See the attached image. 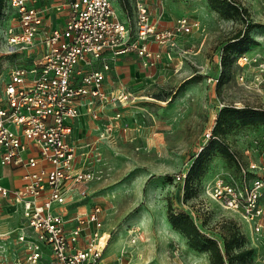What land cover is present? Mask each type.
Wrapping results in <instances>:
<instances>
[{
    "label": "rangeland",
    "instance_id": "1",
    "mask_svg": "<svg viewBox=\"0 0 264 264\" xmlns=\"http://www.w3.org/2000/svg\"><path fill=\"white\" fill-rule=\"evenodd\" d=\"M234 1L247 10L246 22L239 16L220 15L208 0H151V10L161 25L186 16L199 27L180 37L172 58H165L156 69L143 68L133 58L111 65L108 88L113 96L127 98L107 105L110 118L97 121L109 123L121 113V124L106 140H98L94 128L99 124L86 116L90 123L79 136V160L94 179L81 187L89 194L81 205L87 210L94 205L101 208L103 229L110 236L106 264H210L209 255L193 250L168 222V204L189 212L203 232L220 241L222 221L235 220L244 234V247L253 251L245 264H264V245L251 236L237 214L223 209L207 193L216 177L235 172L229 159L214 152L207 172L187 194L184 181L177 179L208 143L206 133L214 128L223 106L264 110V81L255 79L258 68L240 67L235 55L225 69L221 66L223 46L248 23L259 27L250 31L256 43L246 53L264 60V1ZM114 2L123 20L133 23L134 12L126 13ZM2 15L0 71L15 64L33 66L39 45L31 54L6 53L3 29L11 23V12L4 7ZM94 64L101 68L99 61ZM221 139L244 163L264 160V124L236 125L225 130ZM7 172L0 164V176ZM4 182L10 184V179L6 176ZM20 227L17 208L0 202V262L21 256L22 245L16 238Z\"/></svg>",
    "mask_w": 264,
    "mask_h": 264
},
{
    "label": "built area",
    "instance_id": "2",
    "mask_svg": "<svg viewBox=\"0 0 264 264\" xmlns=\"http://www.w3.org/2000/svg\"><path fill=\"white\" fill-rule=\"evenodd\" d=\"M132 1L133 23L123 20L114 0H6L11 12L3 29L6 53L31 54L37 45L40 51L33 66L0 71V164L22 170L21 186L0 184V199L20 206L23 216L16 237L21 256L0 264H106L110 236L100 206L68 215L69 207L80 206L89 195L81 187L94 179L90 169L78 167L72 123L82 106L99 120L107 105L127 98L104 88L118 57L134 54L142 67L155 69L172 58L180 37L199 27L186 16L162 26L151 0ZM50 13L61 17L58 25L46 23ZM236 63L254 65L255 79L264 81L260 56L243 53ZM239 79L244 82L243 75ZM121 118L120 112L113 115L98 140H106ZM211 137L212 130L206 133L207 140ZM236 160L235 172L216 177L207 193L264 245V160ZM186 173L177 179L184 181Z\"/></svg>",
    "mask_w": 264,
    "mask_h": 264
},
{
    "label": "trees",
    "instance_id": "3",
    "mask_svg": "<svg viewBox=\"0 0 264 264\" xmlns=\"http://www.w3.org/2000/svg\"><path fill=\"white\" fill-rule=\"evenodd\" d=\"M122 10L126 13L133 11L130 6L132 0H116ZM210 7L226 18L239 16L246 22L248 12L234 0H208ZM6 0H0V17L3 15ZM257 24L248 23L245 28L239 30L222 49L221 66L225 69L231 56L235 55V60L246 53L251 44H255V39L250 35V31ZM223 74V72H222ZM222 76V75H221ZM221 82V79H220ZM264 124V110L252 107H236L233 105L223 106L217 115L215 126L212 129V137L208 143L202 147L201 151L194 158L191 167L184 179V191L187 194L192 189L195 180L200 179L208 168L211 155L217 152L229 159L237 167V156L230 150L229 146L222 141L221 136L225 130L240 126H254ZM167 219L174 230L180 232L189 242L190 247L198 252L209 255L210 264H245L252 255V249L244 247L245 237L240 225L233 219L223 220L221 223V239L212 237L203 232L197 225L189 212L183 209H174L168 204Z\"/></svg>",
    "mask_w": 264,
    "mask_h": 264
},
{
    "label": "crops",
    "instance_id": "4",
    "mask_svg": "<svg viewBox=\"0 0 264 264\" xmlns=\"http://www.w3.org/2000/svg\"><path fill=\"white\" fill-rule=\"evenodd\" d=\"M60 21H61V17L58 16V14H56V13H50L46 17V23H48L50 25H58L60 23ZM162 26H168V25L163 24ZM152 48L157 49L156 46H154V45L152 46ZM128 58H133L134 61L137 62L141 66L140 60L134 54H127V55L120 56L114 62H112V64H114V63H121L123 60L128 59ZM108 78H109V74L107 75L104 88H105V90L107 92H110V89L108 88V85H107V79ZM110 112H111V107L110 106L104 108V110H101L99 120L94 119V121H96V123H98L97 121L101 122L102 119H105L107 117L110 118V116H111L109 114ZM81 113H82L81 116L76 121H74L72 123L73 124V133H72L73 134L72 135L73 136V141H74V144L77 146V162H78V167H82V165H80V160H79L80 159V157H79V154H80L79 153V149H80V147H79L80 140L79 139H80V137L79 136H80L81 132H83V129L85 128L86 123H90V121H88L90 119L87 118L86 116H89L90 118H92L86 112L84 106L81 107ZM105 123H107V122H103L102 125H100L101 123H98L99 126L95 127L94 129L95 130H98V132H99V130L103 127V125ZM90 128H92V126H90L89 129ZM89 129H87V130H89ZM5 169H7L8 172L6 174H3V176H0V184L4 185L5 187H8V188H15V187L21 186V184H22V170L21 169L12 168V167H5ZM6 176L10 179V184H6L4 182V178ZM2 201L3 200L0 199V202H2ZM3 202H5V201H3ZM11 205L15 206L17 208V210H18V213H19V223L21 225V227H20V229H21L22 228V225H23V223H22L23 216H22L21 207L18 206V205H14V204H11ZM82 205L76 206V207L75 206L69 207V209H68V215H74L77 212L87 211V209L84 208ZM19 231H18V233H19ZM7 261L13 262L14 260L9 259Z\"/></svg>",
    "mask_w": 264,
    "mask_h": 264
}]
</instances>
